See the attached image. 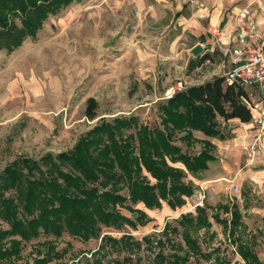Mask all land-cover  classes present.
<instances>
[{
    "label": "rangeland",
    "instance_id": "1",
    "mask_svg": "<svg viewBox=\"0 0 264 264\" xmlns=\"http://www.w3.org/2000/svg\"><path fill=\"white\" fill-rule=\"evenodd\" d=\"M195 1L78 0L50 15L35 35L27 36L12 52L0 48V173L15 160L26 159L37 161L49 175L51 164L46 166L44 160L58 161L57 155L72 150L102 119L136 116L141 123L159 126L160 106L180 83L187 88L223 76L229 63L217 40L234 25V11L246 2ZM14 23L20 26V18ZM212 29L219 33L213 34ZM206 55L210 56L204 61ZM92 97L98 101L94 120L85 115ZM221 123L229 137L236 136L234 126ZM237 128L250 132L240 125ZM194 135L199 142L191 150L198 152L208 137L199 131ZM247 146L227 151L217 146V160L223 163L218 167L210 162L214 163L210 174L188 175L196 192L184 206L165 210L133 205L146 212L148 223L137 229L103 228L101 236L109 235L117 244L107 241L101 247L102 237L86 242L67 232L58 239L42 234L25 244L19 264L33 263L48 240L57 250L66 249L61 259L50 264H113L125 259V264H154L157 253L163 251L156 241L166 239V223L171 224V231H178L169 232L173 242L167 243L164 252L184 254L179 219L182 214H196L199 190L205 196L203 206H239L246 228H239L237 235L264 264V155L247 166ZM236 176L240 191L234 194L229 180ZM122 212L134 216L126 209ZM208 213H219L221 219L231 217L212 209ZM211 222L209 230L194 233L190 229L211 258L191 255L189 264H214L218 257L230 264H246L223 225L213 218ZM7 225L0 218V229Z\"/></svg>",
    "mask_w": 264,
    "mask_h": 264
},
{
    "label": "trees",
    "instance_id": "2",
    "mask_svg": "<svg viewBox=\"0 0 264 264\" xmlns=\"http://www.w3.org/2000/svg\"><path fill=\"white\" fill-rule=\"evenodd\" d=\"M75 1L78 0H0V48L12 52L27 36L35 35L50 15ZM16 18H20V26L15 25ZM244 97L243 89L226 85L223 76L216 77L168 98L160 106L159 126L141 123L136 116L102 119L72 150L57 155L58 161L44 160L46 166L51 164L49 175L37 161L22 159L9 164L0 173V218L8 224L6 229H0V264H19L25 244L42 234L58 239L67 232L86 242L102 237L101 247L107 241L117 244L119 241L111 236H101L103 228L137 229L147 224L146 212L133 206L138 203L149 209L162 208L164 202L173 210L184 206L186 198L196 191L195 184L187 181L188 175L197 177L217 160V147L210 139H203L201 149L192 152L193 145L199 142L194 132L219 140L230 138L221 121L252 120ZM97 110L98 101L89 98L86 117L96 119ZM124 209L134 216H127ZM209 209L231 213V218L221 219L219 213L209 215ZM242 217L238 205L224 203L214 208L197 206L196 214H182L179 225L186 249L180 246V250L184 254L164 252L167 243L173 242L170 233L178 231H171V224L166 223V239L156 241L163 251L157 253L154 264H189L191 255L209 260L211 255L203 252L190 229L194 233L209 230L211 218L233 238L246 264H262L256 251L237 236L244 226ZM65 253L66 249L59 251L48 240L33 263L24 264H50ZM126 261L116 260L113 264ZM214 264L230 262L218 257Z\"/></svg>",
    "mask_w": 264,
    "mask_h": 264
},
{
    "label": "built area",
    "instance_id": "3",
    "mask_svg": "<svg viewBox=\"0 0 264 264\" xmlns=\"http://www.w3.org/2000/svg\"><path fill=\"white\" fill-rule=\"evenodd\" d=\"M189 1L193 4L196 2ZM245 2L234 11V25L227 33H221L217 42L229 63L228 70L223 75L225 84L245 91L244 102L251 111L252 120L241 123V127L252 133L253 142L246 147L249 157L247 166H250L256 157L264 155V0ZM212 33L217 34L219 31L212 29ZM183 89L185 87L180 83L177 91ZM177 91L173 90L168 98ZM229 149V145L223 148ZM238 176L229 180L230 190L233 192L239 190L236 183ZM197 193L198 205H202L205 199L203 191L199 190Z\"/></svg>",
    "mask_w": 264,
    "mask_h": 264
},
{
    "label": "crops",
    "instance_id": "4",
    "mask_svg": "<svg viewBox=\"0 0 264 264\" xmlns=\"http://www.w3.org/2000/svg\"><path fill=\"white\" fill-rule=\"evenodd\" d=\"M227 124V123H226ZM228 125H230V126H234L233 127V133H235V135L236 136H232V137H230V138H228V139H226V140H219V139H216V138H208V139H210L215 145H216V147L217 146H222L223 145V148L226 146V145H229L230 146V149L232 148V149H234V146H237L238 148L240 147H245L246 145H247V143L249 144L251 141V139H252V133H251V131L250 132H248V131H243L241 128L239 129V128H237V126H241V122L240 121H238V120H230L229 122H228ZM242 130V131H241ZM232 139V140H231ZM232 145V146H231ZM236 148V147H235ZM229 149V150H230ZM227 151V150H226ZM217 156V155H216ZM217 159H218V157H217ZM221 161H222V163H223V159H221L220 158V161L219 160H216L215 161V165H218V167L219 166H221ZM223 166H225V168H227V166L225 165V164H223ZM213 168H214V163L212 164V163H210L209 164V169L208 170H206L205 172L208 174H210V173H212L211 171H213ZM221 173H223V171H221ZM236 183H238V182H236ZM238 186H239V184H237ZM240 191V189L237 191V192H233L232 191V193H234V194H237L238 192ZM196 192V191H195ZM198 192V191H197ZM187 199V198H186ZM236 205V204H235ZM166 206V207H165ZM199 206H202V207H204L203 206V204L202 205H199ZM162 207H164L165 208V210H168L167 209V207L169 208V210L170 209H172L168 204H164ZM178 209V208H177ZM173 210V209H172ZM226 214H230L231 215V213H226ZM243 216V215H242ZM231 218V217H230ZM229 219V218H228ZM242 221H243V217H242ZM244 225V227L246 228V226H245V223L243 224ZM241 228V227H240ZM238 236V235H237ZM242 240V239H241ZM245 243V242H244ZM238 253V252H237ZM258 255V254H257ZM241 257V256H240ZM258 257H259V255H258ZM242 258V257H241ZM260 259V258H259ZM243 262H245L244 260H243ZM246 263V262H245Z\"/></svg>",
    "mask_w": 264,
    "mask_h": 264
}]
</instances>
